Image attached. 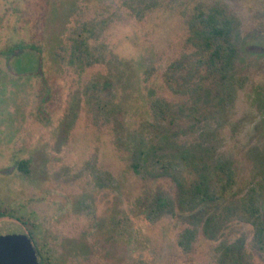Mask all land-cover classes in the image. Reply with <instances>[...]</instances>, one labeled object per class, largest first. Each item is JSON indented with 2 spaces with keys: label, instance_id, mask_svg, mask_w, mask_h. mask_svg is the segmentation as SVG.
Returning <instances> with one entry per match:
<instances>
[{
  "label": "rangeland",
  "instance_id": "1",
  "mask_svg": "<svg viewBox=\"0 0 264 264\" xmlns=\"http://www.w3.org/2000/svg\"><path fill=\"white\" fill-rule=\"evenodd\" d=\"M198 8L238 35L223 85ZM257 216L264 0H0V237L37 264H264Z\"/></svg>",
  "mask_w": 264,
  "mask_h": 264
},
{
  "label": "trees",
  "instance_id": "2",
  "mask_svg": "<svg viewBox=\"0 0 264 264\" xmlns=\"http://www.w3.org/2000/svg\"><path fill=\"white\" fill-rule=\"evenodd\" d=\"M190 29L197 42L196 46L200 55V58L197 59L199 66L211 73L214 79L218 77L216 82L223 85V81L229 77L238 51V35L231 20L212 11L205 12L198 8L190 20ZM202 184L204 182L193 185L194 192L198 193L202 190L205 193ZM250 212L254 214L257 211L251 207ZM256 229L258 234L263 237L264 216L256 217ZM219 264L242 263L237 256V258H231L228 262L223 261Z\"/></svg>",
  "mask_w": 264,
  "mask_h": 264
},
{
  "label": "water",
  "instance_id": "3",
  "mask_svg": "<svg viewBox=\"0 0 264 264\" xmlns=\"http://www.w3.org/2000/svg\"><path fill=\"white\" fill-rule=\"evenodd\" d=\"M0 264H37V255L27 234L0 237Z\"/></svg>",
  "mask_w": 264,
  "mask_h": 264
},
{
  "label": "flooded vegetation",
  "instance_id": "4",
  "mask_svg": "<svg viewBox=\"0 0 264 264\" xmlns=\"http://www.w3.org/2000/svg\"><path fill=\"white\" fill-rule=\"evenodd\" d=\"M32 241V240H31ZM32 244H33V242H32ZM33 246H34V244H33ZM34 249H35V251H36V255H38V253H37V250H36V248H35V246H34ZM38 258V257H37Z\"/></svg>",
  "mask_w": 264,
  "mask_h": 264
}]
</instances>
